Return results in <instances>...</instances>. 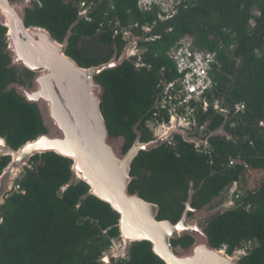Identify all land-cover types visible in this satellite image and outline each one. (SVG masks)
<instances>
[{
  "label": "trees",
  "instance_id": "16d2710c",
  "mask_svg": "<svg viewBox=\"0 0 264 264\" xmlns=\"http://www.w3.org/2000/svg\"><path fill=\"white\" fill-rule=\"evenodd\" d=\"M39 1L41 8L28 11L26 22L47 30L60 43L77 20L79 4L99 2L89 20L72 29L65 52L82 68L106 63L114 47L121 51L124 46L107 25L100 29L101 23L117 20L133 33L156 25L157 38L139 45L146 50L141 56L143 67L125 62L99 77L106 89L102 116L111 133L125 137L126 148L135 140L133 128L141 116H145L139 127L142 139L150 135L145 122L152 117L149 110L161 81L175 77L166 55L169 49L179 39L190 37L196 48L217 54L213 70L217 86L209 99L219 101L221 112L209 109L199 114V125L213 132L223 123L222 113L230 112L234 118L228 129L230 139H212L209 153L201 154L175 137L172 145L140 153L131 164V176L142 177L132 182L131 189L144 200L173 206L163 217L177 221L179 201L186 200L190 182L198 189L193 203L199 208L248 171L264 176V126H260L264 125V0H180L164 22L157 17V8L140 12L138 0ZM4 31L0 27V40ZM96 37L109 51L105 60L87 57L78 49L80 42ZM4 66L0 56V89L11 77ZM238 105L244 106L242 112L237 111ZM40 132L33 106L13 93L0 96V139L17 149ZM8 161L0 157V171ZM70 165L53 153L34 156L16 180L18 190L0 207V264H101L99 257L119 236V217L94 197L80 201L87 193L83 183L62 190L70 180ZM237 207L211 220L206 231L210 241L215 248L226 247L228 253L242 243L255 242L242 264H264V178L255 192L240 198ZM112 264L163 263L144 242L131 247L129 260Z\"/></svg>",
  "mask_w": 264,
  "mask_h": 264
},
{
  "label": "water",
  "instance_id": "95a60500",
  "mask_svg": "<svg viewBox=\"0 0 264 264\" xmlns=\"http://www.w3.org/2000/svg\"><path fill=\"white\" fill-rule=\"evenodd\" d=\"M98 3L92 2L78 15L60 43L47 30L26 22L28 11L41 8L39 0H0V27L5 30L0 40V56L5 61V70L11 75L0 89V96L13 93L33 106L41 124V132L17 149L0 139V157L9 158L0 171V207L13 192L19 173L29 168L31 159L53 153L71 163L70 180L62 190L83 183L87 193L80 201L94 197L107 204L119 217V236L111 240V247L101 254L99 263L127 261L131 247L146 242L163 264H242L246 257L244 253L236 250L228 253L226 247L215 248L206 232L212 219L238 208L230 206L228 201L235 182L207 205L191 209L197 216L195 220L188 219L186 206L176 222L157 220L159 207L144 201L136 190L131 189L132 182L137 179L131 176V164L139 153L159 149L175 137L194 149L207 148L212 139L227 138L233 124L232 114L223 112L221 126L206 134L200 128L188 130L175 118L163 131L154 133L150 130L146 139H142L139 130L145 117L141 116L133 128L135 140L126 148L125 137L111 133L102 116L100 106L104 103L106 89L99 77L125 62L132 61L135 68L142 66L140 61L133 59L131 51L157 38L154 34L156 25L129 33L122 50L118 53L114 47V53L106 63L79 67L65 52L72 29L87 20L96 11ZM156 101L157 98L149 112L155 108ZM193 186L190 182L186 205L191 204L195 193ZM184 240L191 242L183 246Z\"/></svg>",
  "mask_w": 264,
  "mask_h": 264
},
{
  "label": "built area",
  "instance_id": "2783aa9c",
  "mask_svg": "<svg viewBox=\"0 0 264 264\" xmlns=\"http://www.w3.org/2000/svg\"><path fill=\"white\" fill-rule=\"evenodd\" d=\"M91 4V3H90ZM90 4L81 2L78 6L79 14L85 12ZM137 8L142 13H148L154 8L158 9L159 20L168 19L174 13V6L154 4L151 0H138ZM89 18L87 19V21ZM108 26L112 32L113 37L120 36L122 42L128 39L129 33H133L121 27L119 21H106L100 24V29ZM148 28L147 26L143 29ZM146 52L144 48L139 46L132 49L133 59L141 62V56ZM168 59L172 62L175 77L171 80L161 81V90L158 94L156 106L152 110V117L147 124L160 129L172 122L175 118L179 120V124L188 130L193 128H200L203 132L206 131L205 125H199V114L206 113L209 109L220 113L221 107L217 100L213 98V93L217 86L214 81L213 70L217 65V54L215 52H208L200 50L194 46L193 39L184 37L179 39L166 53ZM140 67H143L140 66ZM139 68V67H138ZM237 111L244 110L243 105L236 107ZM234 124H232L233 127ZM260 126H264L260 124ZM155 128H153L155 130ZM226 139H230L227 136ZM174 142L171 141L172 145ZM169 144V145H170ZM210 146L207 148H197V152L201 154H208ZM234 163L229 162L232 167ZM18 186L14 185V190L17 191ZM240 194L236 191V187L232 192L229 204L236 207L240 200ZM256 247L255 242L242 243L237 249L245 255ZM101 264H106L105 262Z\"/></svg>",
  "mask_w": 264,
  "mask_h": 264
},
{
  "label": "rangeland",
  "instance_id": "374dc122",
  "mask_svg": "<svg viewBox=\"0 0 264 264\" xmlns=\"http://www.w3.org/2000/svg\"><path fill=\"white\" fill-rule=\"evenodd\" d=\"M179 1L180 0H168V5L166 4V6H171L172 3L174 4L173 6H175V4H177ZM97 39L98 38L96 37L90 40H83L82 42H80L78 49L87 57H91L97 60H105L109 56V51L104 45H101L99 42H97ZM146 128L154 133L164 130V127L156 129L150 124ZM153 128H155V130ZM23 173L24 171L19 173L16 180H19L22 177ZM263 178L264 176L262 172L248 171L247 174L239 182L236 183V191L240 194L241 197L245 196L248 192H255L258 189ZM228 199V201H230V198Z\"/></svg>",
  "mask_w": 264,
  "mask_h": 264
},
{
  "label": "flooded vegetation",
  "instance_id": "af4514ba",
  "mask_svg": "<svg viewBox=\"0 0 264 264\" xmlns=\"http://www.w3.org/2000/svg\"><path fill=\"white\" fill-rule=\"evenodd\" d=\"M117 52L119 53L120 51H118L117 50ZM112 57V56H111ZM111 59V58H110ZM149 121V120H148ZM147 121V122H148ZM147 122H145V126H146V123ZM149 126V125H148ZM147 131H148V134L150 133L149 132V130L147 129V128H145ZM206 133H208L207 132V130L205 131V132H203V134H206ZM147 135V134H146ZM142 153V152H141ZM140 154V153H139ZM138 180H140V181H142V177L139 179V178H137ZM137 179H135L136 180V182H139ZM134 180V181H135ZM235 185H236V183H235ZM236 187V186H235ZM188 190H189V187H188ZM188 190H187V195H186V200L185 201H179V205L181 206V212L179 213V218H180V216L182 215V213H183V211H184V209H185V207L187 206V208H188V212H187V217H188V219L189 220H195L196 219V217L197 216H194L193 215V213L190 211L191 209H197L196 207V204H194L193 203V199L195 198V195H196V191L198 190V189H196L195 188V186H193V190H195V193H194V195H193V197H192V200H191V204L190 205H186V203H187V198H188ZM144 200V199H143ZM212 200V199H211ZM210 200V201H211ZM144 201H146V202H148V203H150V204H155V205H157L158 207H159V211H158V215H157V220H169V218L168 217H163L165 214H167V213H169V212H171L172 210H173V206H170L169 207V205L168 206H159L157 203H154V202H150L149 200H144ZM207 203V202H206ZM210 203V202H209ZM205 204V203H204ZM204 204H202V205H204ZM195 205V206H194ZM203 207V206H202ZM199 208H201V207H199ZM178 218V219H179ZM177 219V220H178ZM207 231V230H206ZM186 241V243H190L191 242V240H185ZM186 243H184L183 241H182V244H183V246H186L187 244ZM186 244V245H185ZM111 247V246H110ZM222 248V247H221ZM235 249H237V248H235ZM234 249V250H235ZM236 251H238V250H236Z\"/></svg>",
  "mask_w": 264,
  "mask_h": 264
},
{
  "label": "clouds",
  "instance_id": "9594fccd",
  "mask_svg": "<svg viewBox=\"0 0 264 264\" xmlns=\"http://www.w3.org/2000/svg\"><path fill=\"white\" fill-rule=\"evenodd\" d=\"M154 4H158V5H166L167 4V1L168 0H151ZM178 4V3H177ZM177 4H175V6L177 5ZM168 5V4H167ZM172 5H174L173 3H172ZM174 6V7H175ZM238 206V205H237Z\"/></svg>",
  "mask_w": 264,
  "mask_h": 264
}]
</instances>
